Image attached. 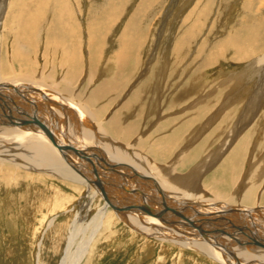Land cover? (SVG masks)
<instances>
[{"label": "bare ground", "instance_id": "bare-ground-1", "mask_svg": "<svg viewBox=\"0 0 264 264\" xmlns=\"http://www.w3.org/2000/svg\"><path fill=\"white\" fill-rule=\"evenodd\" d=\"M116 2L118 0H114L112 6L96 10L100 11L98 16L93 12L86 14L84 19L91 21L86 22H90V26H85L84 21L79 25L72 7L60 10V6L56 7L59 11L54 8L59 17L56 19L60 23L58 28L67 30L66 43L75 39L77 31L79 34L84 28L89 35L87 49L88 46L98 49L102 31L117 18L119 7ZM148 2L150 0L143 1L142 6H148ZM177 4L178 0H175L173 5ZM201 4L202 0H199L195 7ZM21 6L24 30L19 37L18 34L15 36L18 37L15 38L17 44L25 42L24 38L32 39L31 30L45 10L40 1L36 7L41 11L32 15L31 10L25 11L31 9V5L10 0L0 9V26L2 21L6 24L13 18L9 19L8 13H13L14 17L20 15L16 12ZM168 15L165 23H168ZM131 18L123 47L113 52L112 57L110 55L109 65L104 66L102 72L104 62L100 65L91 56L87 62H81L76 42H72L74 47L71 49L66 45L61 49L56 44L50 46L54 52L67 53L64 74L59 79L54 74L56 70H47L48 61L41 69L30 57L31 63L14 52L13 62H20L17 71V67L6 59L8 51L1 50V42L0 187L5 181L18 186L24 172L26 176L39 174L46 180H58L74 191L86 189L84 197L87 199L78 202L80 208L71 226L67 257L61 264H81L90 247L104 233L101 231L112 226L111 217H117L134 232L199 252L219 264H264V156L259 155L264 152V146L257 153L259 142L255 136L259 121L253 122L255 113L250 114L260 106L264 94H260V102L254 97L250 98L252 102L246 101L232 128L231 119L228 125L231 115L222 118V113L231 108L230 100L235 98L229 95L216 111L217 93L225 88L221 86L216 93L208 91L204 95L203 89L198 88L200 83L196 76L197 70L212 66L225 53V44L208 51L199 46L196 56L201 59L206 53L207 56L197 67L178 52L161 58L153 53V57L143 63L140 56L134 54L140 46L137 43L140 37L135 39L136 17ZM193 24L180 42L190 40L198 25L197 22ZM250 31L244 36L247 48L240 47L237 51L240 54L238 61L255 58L249 62V67L264 63L260 50L264 37L252 36ZM244 37L240 36L238 42L243 43ZM24 55L27 58L28 54ZM171 58L175 63L170 66ZM158 60L161 66L156 64ZM194 66L196 68L190 72ZM186 75L189 79L183 82ZM232 112L235 111L232 109ZM201 120L206 122L202 125ZM228 127L232 131L226 135ZM214 136L215 139L211 138ZM184 146L186 150H183ZM187 151L190 154H184ZM248 155L250 162L246 163L242 175ZM258 156L262 160L255 165ZM199 158L200 163H195ZM190 163L195 165L188 171L186 166ZM185 168L188 172H183ZM208 173L210 175L206 177ZM98 195L106 200L101 207L96 204L97 201L101 203L102 197ZM85 208L89 216L92 213L94 216L81 225L80 217H84L82 211ZM80 231L86 237L81 238L80 247L73 254L71 249Z\"/></svg>", "mask_w": 264, "mask_h": 264}, {"label": "rangeland", "instance_id": "rangeland-1", "mask_svg": "<svg viewBox=\"0 0 264 264\" xmlns=\"http://www.w3.org/2000/svg\"><path fill=\"white\" fill-rule=\"evenodd\" d=\"M40 1L43 3L45 10L44 14L41 15L40 18L38 17L36 25L33 30H31V40H27L29 38H24L23 40L26 43L20 41L18 44L17 40H15V38L17 39L19 37L21 30H24L21 11H23L22 6L25 4H22V8L19 7V12H16L18 14L20 13V15L14 17L13 13H8V18H13L6 24H3L2 21V25L0 26V44L2 42L1 50L8 51L6 52V59L10 60L12 65L14 64L15 67H17V71L19 70L18 65H20V62H13L15 60V57L13 58V54H15L14 52L20 53L22 59L25 60L30 57L32 63H38L36 66L38 67L39 65L41 69L44 68L43 66L47 64L48 61V67H45H47L48 71L56 70L54 71V74L59 79V77H62L64 74L62 70L64 71L63 63L67 60L64 56L67 53H62L63 51L61 50L60 52H54L51 47L56 44L60 49L63 45H66L71 49L74 47L72 42H76V47L79 50L77 51L82 57L81 62L84 60L87 62L89 56L98 60L97 62L98 64L100 63V65L104 62L102 65L103 67L100 69V72H102L104 66L107 68L109 65L107 61L110 55L112 57L114 54L113 52L120 50L123 47L125 30L129 22L128 20L131 17H136L137 19H134L135 39L136 36L140 37L137 42L140 43L138 44L140 46L137 47V51L134 54L135 56L139 55L143 63H147L154 54L158 58H161L166 55L171 57L178 52V55L180 54L183 58L187 57V60H189V62L191 61L192 66L196 65L197 67V65L207 56V53L203 59L200 57L199 59L196 56L199 46L208 51L219 44H225V53H221L222 56H219V58L213 63L218 64H212V66L210 65L197 70L196 76L200 83L199 85L197 84L198 88H200L201 91L203 89L202 93L204 95L205 93L207 94L208 91L210 93H216L218 87L222 86L225 88L219 89V92L217 93L218 97L212 96L214 98L217 97L216 106L214 108L216 111L222 107L221 103H223L229 95L235 98L230 100L232 102L230 105L231 108L222 113V118L225 115H231L228 116V121L231 119L232 128L235 123H237L239 116H241L242 111H239L241 109L243 110L246 101L252 102V99H250L252 97H254L255 100L259 99L258 102L262 99L260 94H264V63L261 65L254 63V66L249 67L250 63L253 62V59L255 58L250 59L251 61L246 59L238 61L237 55L240 54H238L237 51L238 48L245 47L246 40L244 36L247 34V31L251 30L250 32L252 33V36L262 35L264 37V0H202V4L196 6L198 7L197 9L195 5L198 4L199 0H178L177 5H173L175 0H150V2L147 3L148 6H145L146 4L142 6L143 1L145 0H118V2H116L117 7H119L117 18L102 31V34L99 37L98 49L94 47L91 49L89 46L87 49L89 35L85 33L84 28L81 31L82 33L79 32L78 34L77 31V37H75V39L69 40V44L68 42L66 43L65 39L68 37L66 36L67 30L64 29L63 31L58 28L60 23L56 20L59 18H57V11L62 9V7H72L75 10V17L77 22H79V25H83L84 21L85 26H90L91 21H85L86 19H84L86 14L93 12L94 16H98L100 11L98 12L96 10L112 6L114 0H62L61 2L60 0H21V2L26 3L27 6H32L31 9H25V11L31 10L30 13L32 15L41 11L36 7V5L40 4ZM6 2L9 3L10 0H0V9H3L4 6H6ZM56 7H59V10ZM113 7H116V5H113ZM167 10L168 12H166ZM170 11L171 14L168 15ZM166 15H168L169 24L165 23V18H167ZM200 16H202V18L199 21ZM88 21H90L89 24H86ZM194 22H197L198 25L194 30L193 35L190 36V40L180 42L182 40L181 38L186 36L188 28L195 25L193 24ZM57 29L60 30L61 33H59ZM17 34L18 37H15ZM240 36L244 37L242 39L243 43L238 42L240 41L238 39ZM49 38H52V41ZM260 50L261 53H263L262 58H264V42L262 47H260ZM68 51L70 52V50ZM3 53L6 55L5 52ZM25 53L28 54L27 58H25ZM96 53H98L100 57L99 55L97 56ZM30 60L29 62L31 63ZM170 60L172 61L169 63L170 66L174 65L175 60L172 58ZM195 62L196 64H194ZM110 63L112 64L113 62L111 61ZM156 64L161 66L160 60H158ZM196 67L194 66L190 68V72ZM85 68L86 64L84 66V70L86 71L87 69ZM169 75L170 74L167 73L168 78ZM186 76L187 78L183 79V82L189 79V75ZM104 77H107V75L105 74ZM177 78L178 75H176V79ZM195 81L196 80H193V82ZM214 82L215 85L213 86L212 84ZM83 85L84 84H82V86ZM173 92L174 91L171 93ZM263 101L260 104L261 107L259 106L255 109V112L252 110L250 113L251 115L255 113L252 116V121H259L257 131H261L260 133L257 132L255 136V139L257 137V141L259 142L256 149L257 153H259L264 146ZM232 109L235 112H232ZM214 111L215 110L212 112ZM230 111L232 114H229ZM210 114L211 113L208 114V117ZM216 120L218 121V118ZM203 122L205 123L206 121L203 120L201 124ZM229 124L230 121L228 125ZM227 130L228 132L226 135L230 133L229 131H232L231 128ZM191 131L192 130L189 132ZM206 134L203 135V138ZM211 138L215 139L216 137L214 136ZM224 138L226 139V137ZM224 138L221 137V139L225 140ZM255 139L253 141H255ZM202 141L203 139L200 140V142L198 141L195 146L197 147ZM221 142L222 141L215 143V147H218ZM253 145L254 143L252 144L251 149L253 148ZM184 147L183 150H186V146ZM193 148L190 149L192 150ZM187 153L188 151L184 154ZM226 155H224L223 158H225ZM249 155H251V152ZM249 155L243 165L242 175H244V171L247 168L246 163L250 162L249 157L251 156ZM259 155L261 157L264 156V152H260ZM260 156L257 157V161L254 163L255 165L264 158L262 157L260 159ZM200 161L201 158L195 163H200ZM195 163L192 166L191 163L186 166L188 171L193 168ZM262 166H264V164H262ZM186 168L183 172H188L185 171ZM22 174L24 176L21 179L19 178L21 182L18 186L5 181L3 182L2 187H0V264H61L67 257V246L71 237V226L75 223L76 212L80 208L78 207V202L81 201L82 203L87 199L84 197L86 189L84 188L80 191H74V188L72 189L70 186H66L58 180H46L42 176L40 178L39 174H29L30 176H26V173L24 172ZM210 174L208 173L206 177ZM232 193H234V190ZM233 196H236V194ZM98 197L101 198L102 196L98 195ZM100 201L101 203L99 201L96 202L97 205L99 204V207L106 202L103 197ZM109 209L111 211L113 210L111 207ZM82 213L84 214V217H80L81 225H83L84 221L88 223L90 218L94 216V213L89 216V211L86 208ZM116 218L114 219L111 217L110 222H113V224H110L112 226L109 225V228L107 227L101 231V233L103 231L104 233L98 237L97 243L95 241L90 247L89 253L82 259L81 264H219L199 252L190 249H182L173 244L161 243L158 239L156 240L144 234L134 232L129 226L123 224ZM84 237L86 236L80 231L76 244L71 249L73 254L76 252V249L80 247Z\"/></svg>", "mask_w": 264, "mask_h": 264}]
</instances>
